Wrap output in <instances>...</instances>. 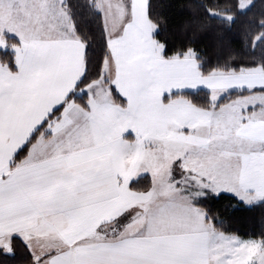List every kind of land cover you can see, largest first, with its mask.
Masks as SVG:
<instances>
[{
    "label": "snow or ice",
    "instance_id": "snow-or-ice-1",
    "mask_svg": "<svg viewBox=\"0 0 264 264\" xmlns=\"http://www.w3.org/2000/svg\"><path fill=\"white\" fill-rule=\"evenodd\" d=\"M257 2L0 0V264H264Z\"/></svg>",
    "mask_w": 264,
    "mask_h": 264
},
{
    "label": "trees",
    "instance_id": "trees-1",
    "mask_svg": "<svg viewBox=\"0 0 264 264\" xmlns=\"http://www.w3.org/2000/svg\"><path fill=\"white\" fill-rule=\"evenodd\" d=\"M191 0H185V8L184 11L186 13H189L193 16L198 15V13L193 9L187 7V4L190 3ZM217 10L219 12H224L225 8L230 9L231 14L235 15L237 12V8L239 7V0H221V3L216 5ZM264 19V4L259 3V0L257 2L256 7L252 8L250 11L245 13L244 15L237 16V23L233 27L232 33L230 35H236L238 38L243 39V33L244 31H248V39L250 40L255 34H257L258 30L255 27H252L250 30L247 28L248 22H251V24H255L256 22ZM174 21L176 23V27L179 28L180 25L183 23V21L179 17H175ZM157 22H160L159 20ZM205 23H208L212 26L214 29H224L227 26V20L225 19H216V20H207V18H204ZM244 22V26L242 27L241 24ZM170 29H171V24H170ZM175 37L177 40H179L180 33L177 31L174 33ZM203 35V34H201ZM158 41H164L168 39L171 42V36L166 34L163 24H161V32L160 35L156 37ZM9 44L15 43L12 40L6 39ZM211 55V53H209ZM2 59H7V57H3ZM240 57H237V60H239Z\"/></svg>",
    "mask_w": 264,
    "mask_h": 264
},
{
    "label": "crops",
    "instance_id": "crops-1",
    "mask_svg": "<svg viewBox=\"0 0 264 264\" xmlns=\"http://www.w3.org/2000/svg\"><path fill=\"white\" fill-rule=\"evenodd\" d=\"M5 45H7V46H9V47H14V46H15V43H13V44H9V43L7 42V40H6V38H4V37H0V46H5Z\"/></svg>",
    "mask_w": 264,
    "mask_h": 264
},
{
    "label": "rangeland",
    "instance_id": "rangeland-1",
    "mask_svg": "<svg viewBox=\"0 0 264 264\" xmlns=\"http://www.w3.org/2000/svg\"><path fill=\"white\" fill-rule=\"evenodd\" d=\"M247 3H248V0H244V6H246L247 5ZM241 5H240V3H239V7H240ZM221 13H223V12H221ZM225 20H227V18L225 17L224 18Z\"/></svg>",
    "mask_w": 264,
    "mask_h": 264
}]
</instances>
